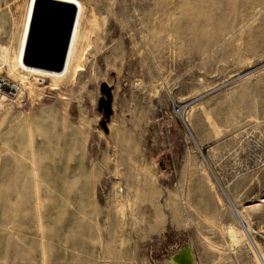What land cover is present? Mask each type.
Returning <instances> with one entry per match:
<instances>
[{
	"label": "rangeland",
	"instance_id": "1",
	"mask_svg": "<svg viewBox=\"0 0 264 264\" xmlns=\"http://www.w3.org/2000/svg\"><path fill=\"white\" fill-rule=\"evenodd\" d=\"M79 1L70 79L0 71V264H264V0Z\"/></svg>",
	"mask_w": 264,
	"mask_h": 264
},
{
	"label": "water",
	"instance_id": "2",
	"mask_svg": "<svg viewBox=\"0 0 264 264\" xmlns=\"http://www.w3.org/2000/svg\"><path fill=\"white\" fill-rule=\"evenodd\" d=\"M75 8L70 4L49 0H38L35 4L25 62L31 66L49 70H60L63 65L71 28L75 18ZM102 103L106 119L111 114L110 95ZM165 264H193L189 246L169 255Z\"/></svg>",
	"mask_w": 264,
	"mask_h": 264
},
{
	"label": "bare ground",
	"instance_id": "3",
	"mask_svg": "<svg viewBox=\"0 0 264 264\" xmlns=\"http://www.w3.org/2000/svg\"><path fill=\"white\" fill-rule=\"evenodd\" d=\"M37 1L38 0H28L27 2L26 13H25L24 21H23L22 34L20 37L17 54L15 53L16 56L14 55L15 57L12 58V60H8L7 59L8 56L6 57L5 54L2 55V57L0 58V71H2V68L5 71V78L1 80L2 88L8 89L11 92L20 91L19 89L26 87V86L29 87L30 90H32L33 86L35 85H33L31 81H29L28 79L29 77L49 79L52 82V87H53L56 85V83L60 81H64L66 80V78H69L68 76L72 73V70H74V68L77 67L78 44H79V38H80V32H81V21L83 20L82 16L84 12L83 5L81 4L79 0H49V1L59 2V3L70 4L74 6L76 10L75 18H74L73 25L71 28V33H70V37L68 40L67 49H66V53L64 56L63 65L61 69L60 70H49V69L37 68L25 62V50H26L29 31L31 27L33 12H34L35 4ZM6 100H7V97L0 93V109L4 107V103ZM237 215H238V218H240V215L238 212H237ZM262 257H264V255H262Z\"/></svg>",
	"mask_w": 264,
	"mask_h": 264
}]
</instances>
